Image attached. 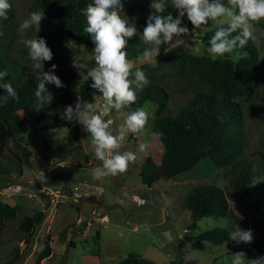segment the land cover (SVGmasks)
<instances>
[{"label":"trees","instance_id":"obj_1","mask_svg":"<svg viewBox=\"0 0 264 264\" xmlns=\"http://www.w3.org/2000/svg\"><path fill=\"white\" fill-rule=\"evenodd\" d=\"M129 1L126 0L124 5ZM9 2L11 9L7 19H0V31L3 32L0 36V70L7 71L5 81L12 84L19 99L10 98L7 103L0 101V174L17 177L24 168L31 167L29 147L36 144L35 136L39 132L66 128L69 143L80 141L78 122L60 118L67 105L74 107L78 97L89 102H104L100 93L90 84H85L73 66V60L84 63L82 59L62 52L64 39L94 49L91 37L83 30L86 27L83 9L92 0H28L29 12L44 11L43 20L47 24L43 30L38 31L33 26L23 34L19 31L20 24L12 0ZM167 5L165 14L171 13L175 17L178 13L171 7V0H167ZM147 16L144 13L134 21L138 32L128 41L126 51L130 60L135 61L136 56L148 47L141 36ZM183 23L192 30L193 26L186 17ZM257 26L264 30V20ZM213 34L214 31L205 33L202 41L208 42ZM36 36L43 37L53 52V59L45 61L38 71L33 70V62L22 43L24 39ZM257 38L264 39V31L258 33ZM235 51L243 54L236 61L229 56L215 59L207 55L186 54L176 59L162 57L155 65L138 66L146 73L150 84L137 90L136 103L126 109L133 111L146 103L156 105L152 124L163 151L158 165H154L151 159L143 164L140 173L143 184L169 180L193 169L203 159H208L218 169H226V189L201 184L183 198V206L190 215L191 223L187 230L191 232V239L212 245H233L235 241L229 238L230 228L195 233L197 221L209 217L227 218L229 202H237L239 196L244 199L248 196L255 167L264 169V61L251 39L244 48ZM52 64L57 65L55 74L65 87L46 84L54 98L51 104L40 105L35 96L37 75L47 72ZM6 94V90L0 88V95ZM256 132L259 133L258 148L253 150L250 140ZM130 135L135 138V134ZM40 143L48 150L45 139ZM2 181L3 178L0 183ZM44 218L43 211L24 215L17 207L0 204V234L6 230L7 224L14 223L13 235L17 236L18 242L29 247ZM253 234H258L257 227ZM64 235L65 230L60 234L61 240H64ZM49 242L47 238L33 264H41L51 258ZM238 251H244L248 259L264 256V237L251 245L241 243L235 246L230 255ZM8 256L2 264H16L22 252L15 246ZM181 261L180 257L174 264ZM118 264L156 263L140 255L129 254Z\"/></svg>","mask_w":264,"mask_h":264},{"label":"rangeland","instance_id":"obj_2","mask_svg":"<svg viewBox=\"0 0 264 264\" xmlns=\"http://www.w3.org/2000/svg\"><path fill=\"white\" fill-rule=\"evenodd\" d=\"M223 2L227 4V0ZM150 3L151 0H130L124 5V12L134 23L144 13L149 15ZM27 4L28 0H12L19 24L30 14ZM211 23L209 21V27ZM46 24L47 21L42 20L39 30H43ZM209 27L195 30L199 43L194 44L189 37L180 39L175 48L161 45L158 55H154L151 62L136 61V67L155 65L162 57L176 59L186 54L207 55L215 59L229 56L232 61L243 56L235 50L223 56L210 54L207 51L208 42L201 39L205 33L214 31ZM257 27L259 30L251 41L264 61V39L257 38V34L264 30ZM62 44L63 54L82 59L89 67L94 66L93 48L68 39H64ZM84 83L91 85L92 81L89 78ZM96 104L102 110L104 103ZM143 107L149 113L146 126L135 133L134 139L129 133L119 149L137 156L124 173L98 179L93 176V170L100 167L101 162L92 153L91 137L79 123L81 138L76 143L66 140V128L36 134V144L29 147L31 167L24 168L17 177L0 174V179L3 178L0 183V204L17 207L24 215L43 211L45 218L29 247H25L24 242H18L17 236L13 235L14 223L6 225V230L0 234V264L9 258L15 246L22 252L16 264H33L47 238L48 241L50 239L52 255L41 264H118L129 254L140 255L156 264H174L179 262L180 257L182 261L179 264H223L225 257L231 258L230 252L241 243L212 245L191 239V232L187 230L191 223L190 215L183 206L184 196L198 185L211 184L226 189V169H218L208 159H203L193 169L169 180L143 184L140 180L143 164L151 159L154 165H158L163 151L162 142L152 124L156 105L146 103ZM106 119L112 121L110 131L117 134L123 118L113 109ZM258 136L256 132L250 140L253 150L258 148ZM42 139L46 140L48 150L40 143ZM142 144L145 145L144 151H140ZM42 175L46 177V182L38 179ZM229 209L227 218L198 220L195 233L215 228H230L231 233L238 226L254 231L257 227L258 234H253V242L264 237L261 236L264 226V169L255 167L248 196L245 199L239 196L237 202H229ZM64 230V240H61L60 234ZM165 232L171 233V242L166 240ZM97 235L99 237L95 241Z\"/></svg>","mask_w":264,"mask_h":264},{"label":"clouds","instance_id":"obj_3","mask_svg":"<svg viewBox=\"0 0 264 264\" xmlns=\"http://www.w3.org/2000/svg\"><path fill=\"white\" fill-rule=\"evenodd\" d=\"M125 2L126 0H92L83 9L86 17V27L83 30L94 44L92 53L95 63L93 67H89L73 60V66L85 81L91 79V87L100 93L104 102L102 110L95 102L78 97L74 107L67 105L60 113L61 119L69 122L75 120L81 124L83 131L91 137L92 153L101 162V166L93 170V176L97 179L124 173L129 164L137 159L133 152L119 151L125 137L129 133L140 132L149 119V113L144 107L126 111L136 103L137 90L150 84L146 73L136 67V61L151 62L154 55H158L161 45L167 44L169 49L175 48L182 36H190L194 44L199 43L195 30L209 27V21L212 22L209 28L214 29V34L208 41L207 51L214 56H223L244 48L259 30L258 22L264 20V0H227V4L223 0H171V7L178 13L175 17L171 13L165 14L167 0H151L146 26L141 34L143 43L148 47L133 61L128 58L126 49L129 39L137 35L138 29L124 12ZM10 9L9 0H0V19H7ZM184 17L193 26L192 30L183 23ZM44 18V11H32L21 22L20 30L23 32L36 26L39 31ZM2 35L3 32L0 31V36ZM22 43L28 50L34 71L43 68L45 61L53 59V52L43 37L27 38ZM56 68L57 65L52 64L47 72L42 71L37 75L35 96L40 105L51 104L54 98L46 84H53L57 88L65 87L55 74ZM6 77L7 71L0 70V88L7 93L0 95V101L4 103L10 98L19 99L12 84L5 81ZM113 109L123 118L117 134L110 131L112 121L106 119ZM144 150L145 145L142 144L140 151ZM38 179L46 182L44 175ZM164 236L169 242L173 240L170 232H165ZM229 238L237 244H250L254 240L253 230L238 226L229 234ZM223 264H264V256L248 259L244 251H238L232 253L230 259L225 257Z\"/></svg>","mask_w":264,"mask_h":264},{"label":"water","instance_id":"obj_4","mask_svg":"<svg viewBox=\"0 0 264 264\" xmlns=\"http://www.w3.org/2000/svg\"><path fill=\"white\" fill-rule=\"evenodd\" d=\"M264 235V226L261 228V236Z\"/></svg>","mask_w":264,"mask_h":264}]
</instances>
